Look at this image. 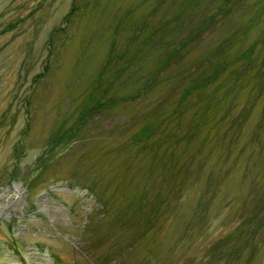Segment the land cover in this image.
<instances>
[{
	"label": "rangeland",
	"instance_id": "obj_1",
	"mask_svg": "<svg viewBox=\"0 0 264 264\" xmlns=\"http://www.w3.org/2000/svg\"><path fill=\"white\" fill-rule=\"evenodd\" d=\"M157 1L0 0V264H264V72L224 78L227 52L186 62L180 89L157 80L138 94L120 58L145 48ZM257 13L246 29L237 14L225 23V34L237 28L232 52L251 42L253 59L264 56ZM226 88L225 120L213 94ZM178 91L179 112L144 136Z\"/></svg>",
	"mask_w": 264,
	"mask_h": 264
},
{
	"label": "trees",
	"instance_id": "obj_2",
	"mask_svg": "<svg viewBox=\"0 0 264 264\" xmlns=\"http://www.w3.org/2000/svg\"><path fill=\"white\" fill-rule=\"evenodd\" d=\"M257 1L260 2L259 6L261 8L256 7L252 9L249 3H246L244 5L242 3V0H158L155 3L156 7L158 8L151 9L149 13V15L154 18V20H152V23L150 25H148V28H150L149 32L145 33V41L143 42L145 48H142L141 50L134 49L131 50V52L128 51L126 53L124 52L121 56L125 57L120 58L121 62H123L125 65L130 63L128 61L131 60L132 65L130 70L134 74L133 76L137 74L138 77V81L136 80V83L138 85L135 87V89L137 88L139 90L138 94L141 92L143 93L149 86H157L158 84H163L167 81H169L170 83L172 82L173 87H176L174 84L183 83V80L185 81L187 79V77L185 76L191 75L192 67L197 69L201 68L202 64L207 61L217 62L220 59L226 60V58L222 54H227V52H230L235 60H233L234 62H232L234 66L231 64V67L227 70V73L224 71L222 75L224 78L227 77V74L232 72L233 76L231 77H233L234 81H236L238 80V77L241 76L239 75L240 70H246V68L251 65L255 66V71L258 74L261 73V71L259 70L261 68L262 72H264L263 54L262 56L260 54V57L262 59L258 60V58L260 57L257 58L256 55V59H253L254 55L251 52L253 44H251V42H248L247 47L237 48L234 52H232L231 50H233V48L229 47L228 43L229 40H232L236 34L233 35L230 33H236L237 28L235 27L234 30L229 31V33L226 34L224 32L226 24L236 25L233 24V22L235 21V14H237V16L241 19L239 23L242 25V29H246L245 27H247L250 23L253 24L252 22L255 21L259 16L257 12H262V10H264V1ZM73 7L74 5H71V7H69L67 12L64 13V16H62V19L70 16ZM242 7H250V9L247 8L245 10H241L240 12L245 13L244 15H241L238 10ZM158 11L159 13H157ZM146 20L148 23V18H146ZM160 28L162 29L164 37H162V33L157 32ZM185 28H187V31H185ZM208 36H211L212 40L214 37V40L204 43ZM151 39L152 44H149L148 40L150 42ZM259 40L264 43L262 39ZM262 50H264V46ZM192 52L194 53L191 56ZM145 56H147L151 62L149 61V63L146 65V68L144 69L142 68V61L144 62ZM133 60H135L134 64ZM189 60H193V66L191 67V62H189L186 68L185 64ZM144 73L146 74L142 79H140V76H138V74ZM218 74L210 73L209 76L211 78H209L208 80H218ZM191 79L192 78H190V81L186 86H183L184 90L181 89L180 93L186 94L188 92H192ZM157 80H160L163 83L158 81L156 84H154L153 81L156 82ZM259 84L261 86L258 87V92L260 90H264V81L259 82ZM203 85V82L200 81L198 82L197 87H201ZM179 91L175 93L176 101L168 104V106H170L169 108L168 106L166 107L168 109L165 108L166 110H160L158 108L159 110L155 109L158 111H151L150 120H152L154 124L152 123L151 125H149V130L145 133L144 136H149V134H157V128L161 124L160 119H164V115L171 116L179 112L180 108L178 107L176 109L178 103H181V100L179 98L181 95L178 94ZM227 92H231L230 88H226L223 91V93L225 94H213L215 101L213 102V105H216L217 108H220V117L224 118L225 120L227 119L225 117L226 112L230 110L232 103V101L230 102V100H228L229 97L226 94ZM134 94L137 95V92H135ZM136 95H127L126 98L132 99ZM257 95L258 97L256 99L260 98L261 94ZM261 102L262 106L259 118H261V116L264 117V96H262ZM172 108L175 109V111H172ZM261 112L263 113L261 114ZM228 124L229 125L226 126L227 129L223 128L221 132L224 133V131L226 132L230 128V131L233 129V126L231 125V119ZM253 180L254 178L251 179V181ZM256 180L259 181L258 177H256ZM257 181H254V183ZM258 184L260 183L258 182ZM200 198V196H197V203L195 205L197 207L195 208V206H193V208L191 209L193 215L192 217H195L197 219H199L200 217L199 210H201L204 204V202H202V198ZM258 202H260V200L259 198H256L254 200V204H257ZM245 219L246 221H249L253 218L249 215H246ZM189 229H191L189 225L184 224V226L178 231L177 236L180 237L182 235H185V233L188 232ZM228 252L229 251H224V255H222L221 257L226 256ZM206 261L208 264L209 261Z\"/></svg>",
	"mask_w": 264,
	"mask_h": 264
},
{
	"label": "bare ground",
	"instance_id": "obj_3",
	"mask_svg": "<svg viewBox=\"0 0 264 264\" xmlns=\"http://www.w3.org/2000/svg\"><path fill=\"white\" fill-rule=\"evenodd\" d=\"M13 186L15 187V185H13ZM13 186H12V187H13ZM18 188H19V187H18ZM10 192H11V191H10ZM14 193H16V192H14Z\"/></svg>",
	"mask_w": 264,
	"mask_h": 264
}]
</instances>
